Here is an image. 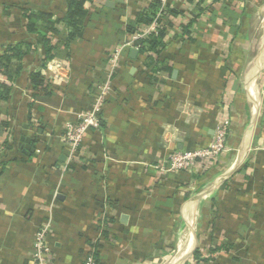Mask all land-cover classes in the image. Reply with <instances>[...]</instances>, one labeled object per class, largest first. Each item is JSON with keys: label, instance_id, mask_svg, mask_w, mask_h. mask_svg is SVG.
<instances>
[{"label": "crops", "instance_id": "obj_1", "mask_svg": "<svg viewBox=\"0 0 264 264\" xmlns=\"http://www.w3.org/2000/svg\"><path fill=\"white\" fill-rule=\"evenodd\" d=\"M152 1L88 0L83 37L69 57L46 63L59 60V75L41 69L54 87L48 100L28 86L43 49L24 57L10 97L0 100V264H32L33 236L47 220L50 264H82L97 242L100 264H238L231 255L264 264V31L258 44L253 28L264 0L220 2L200 15L196 3L176 2L181 13L166 26L159 55L171 72L158 70L151 82L139 49H124L96 110L110 50L147 27L136 14ZM23 4L57 19L65 13V0H0V46L35 38ZM193 18L189 39L177 26ZM87 110L98 124L85 133L81 166H66L64 125ZM221 120L229 132L216 160L183 175L158 173L171 150L209 144ZM21 137L32 138L33 152H22ZM213 238L233 247L209 256ZM196 247L213 259H193Z\"/></svg>", "mask_w": 264, "mask_h": 264}, {"label": "trees", "instance_id": "obj_2", "mask_svg": "<svg viewBox=\"0 0 264 264\" xmlns=\"http://www.w3.org/2000/svg\"><path fill=\"white\" fill-rule=\"evenodd\" d=\"M88 0H65V13L60 18L57 19L53 16L51 11L43 9H35L23 4L20 6L22 15L25 19V30L27 34H32L35 36L34 39H23L18 42L9 43L6 45L0 46V74H2L7 83H0V100H7L12 92V85L16 79L20 76L23 71V59L27 54L36 51L37 46L43 49V55L40 58L39 67L30 73L28 79V86L32 92V97L37 100H48L53 91L54 87L50 82L44 78L41 74V69L46 65V63L54 57L70 56V45L71 43L79 40L83 37L84 33V20L88 15V9L85 8V3ZM190 3L193 0H186ZM226 1V2H225ZM220 2H225L226 5L231 4L229 0H213L211 7L207 8L203 6V0H198L196 5V10L198 15L203 12L210 11L214 9V5L219 4ZM159 6V0H154L150 3L147 8H143L136 14V25L144 26L151 23L156 9ZM213 7V8H212ZM227 7L222 8V13H226ZM181 11L175 7H167L162 17L164 19V24L156 32H151L147 36L136 40L135 45L139 46V53L143 56L142 67L143 72L148 76L151 82H154V76L152 74L158 70L165 69L171 72V67L163 65V61L159 59L161 50L166 46L164 41L166 26H172V20L168 18V15L176 17L180 15ZM196 20L193 18L187 23L179 24L177 28L189 38L190 36V27L192 23ZM62 22L64 24L63 31H60L56 28V23ZM135 25V26H136ZM136 27L128 26L127 30L132 32ZM49 35H56L57 39L53 40L54 36L50 37ZM191 39V38H189ZM155 55V56H154ZM33 106V102L28 103L29 111ZM30 116V115H29ZM5 126V124L0 122V127ZM6 127V126H5ZM13 147L12 143H9L7 149ZM16 161V159H14ZM79 163L72 164L71 167L78 168L81 165ZM5 166V161H0V174L2 169ZM246 167L242 165L241 170ZM181 175L187 174L180 172ZM110 201V200H109ZM110 204V202H107ZM217 214V212H215ZM112 218H109L111 220ZM103 239H106L108 236V230L102 231ZM102 244L97 242L94 244L95 256L98 259V250L101 248ZM233 247L232 243H227L226 241L212 239L211 245L208 247V255L210 256L214 252L224 249L226 252ZM192 258L195 260H212L213 257H202L199 247H196L192 253ZM233 262L238 264H243V260L236 258L231 255L230 257ZM99 261V259H98ZM100 264V262H98Z\"/></svg>", "mask_w": 264, "mask_h": 264}, {"label": "built area", "instance_id": "obj_3", "mask_svg": "<svg viewBox=\"0 0 264 264\" xmlns=\"http://www.w3.org/2000/svg\"><path fill=\"white\" fill-rule=\"evenodd\" d=\"M178 1L180 0H159V6L155 11L151 23L148 24L143 30L134 33L130 37L129 41L115 46L113 50H110L108 56L107 77L103 84L98 86V92L95 97V106L97 107L96 110L98 108H102L108 96L111 94L112 75L118 70L122 51L128 47L139 49V46L134 44L136 40L147 36L151 32H156L159 28H161V26L164 24L162 15L166 8L175 7L174 4ZM197 1L198 0H193L194 3H197ZM168 18L173 21L176 17L168 15ZM59 62V60L54 59L52 62L46 64V68L49 69L54 75L58 76V70L60 67H62ZM53 77V80L55 81L56 77ZM50 84L53 86L51 82ZM97 124L98 120L96 114L92 110H87L84 113H79L77 121L67 122L64 125L63 140L67 146L66 166L71 167L74 163L80 164V146L84 139L85 133L90 127H96ZM228 132V121H219L214 128L212 140L209 142V144L196 147L191 150H171L166 157V163L156 166L158 173H190L197 169L203 168L206 166L205 164L216 160L225 151ZM49 221L50 220H47L45 224L40 226L33 236L31 249L32 264H50V247L47 242V232L50 227ZM98 262L99 261L96 258L93 249L84 256L82 264H99Z\"/></svg>", "mask_w": 264, "mask_h": 264}, {"label": "water", "instance_id": "obj_4", "mask_svg": "<svg viewBox=\"0 0 264 264\" xmlns=\"http://www.w3.org/2000/svg\"><path fill=\"white\" fill-rule=\"evenodd\" d=\"M259 17L264 21V7L260 8L259 10ZM133 54L136 53L135 50L131 51ZM21 143H20V148L22 149V152L24 154H28V152H33V147H32V138L30 137H21Z\"/></svg>", "mask_w": 264, "mask_h": 264}, {"label": "rangeland", "instance_id": "obj_5", "mask_svg": "<svg viewBox=\"0 0 264 264\" xmlns=\"http://www.w3.org/2000/svg\"><path fill=\"white\" fill-rule=\"evenodd\" d=\"M253 28H254V31L256 33L258 44H261L262 40H263L264 29H263V20L259 17V15L254 22ZM262 96L263 95H261V99H262ZM185 236H186V233L184 234L183 238H185ZM183 240H185V239H183Z\"/></svg>", "mask_w": 264, "mask_h": 264}, {"label": "bare ground", "instance_id": "obj_6", "mask_svg": "<svg viewBox=\"0 0 264 264\" xmlns=\"http://www.w3.org/2000/svg\"><path fill=\"white\" fill-rule=\"evenodd\" d=\"M263 42V41H262ZM256 66V65H255Z\"/></svg>", "mask_w": 264, "mask_h": 264}]
</instances>
